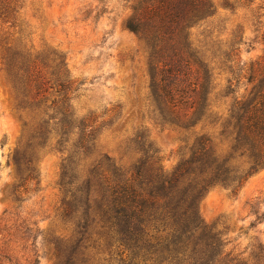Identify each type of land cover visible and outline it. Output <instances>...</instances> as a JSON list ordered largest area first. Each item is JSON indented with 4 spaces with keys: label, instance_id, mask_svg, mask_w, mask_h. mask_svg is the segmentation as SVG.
<instances>
[{
    "label": "rangeland",
    "instance_id": "1",
    "mask_svg": "<svg viewBox=\"0 0 264 264\" xmlns=\"http://www.w3.org/2000/svg\"><path fill=\"white\" fill-rule=\"evenodd\" d=\"M215 2L219 7L220 0ZM130 5L0 0V264H127L109 250V241L99 246L102 253H77L76 205L67 182L98 155L131 167L139 159L135 139L158 151L165 171L179 162L180 134L159 124L150 105V51L124 27ZM261 23L262 33L264 18ZM252 30L243 12L233 17L218 9L192 33L213 50L230 46L237 35L241 67L264 55ZM88 116L97 131L94 152L84 159L76 126ZM197 212L225 253L244 258L256 252L264 245V169L236 193L211 188Z\"/></svg>",
    "mask_w": 264,
    "mask_h": 264
},
{
    "label": "trees",
    "instance_id": "2",
    "mask_svg": "<svg viewBox=\"0 0 264 264\" xmlns=\"http://www.w3.org/2000/svg\"><path fill=\"white\" fill-rule=\"evenodd\" d=\"M128 1L124 27L140 35L150 51L152 112L159 124L176 128L182 152L167 172L158 151L135 139L139 159L131 167L107 155L82 166L83 174L67 182L76 205L77 253H102L99 246L109 241V250L127 264H264V245L244 258L225 253L197 212L211 188L236 193L264 169V55L240 67L237 35L230 46L213 50L192 33L218 9L233 17L243 12L264 46V2H257L264 0H220L219 7L215 0ZM95 123L88 116L76 126L84 159L95 149Z\"/></svg>",
    "mask_w": 264,
    "mask_h": 264
}]
</instances>
